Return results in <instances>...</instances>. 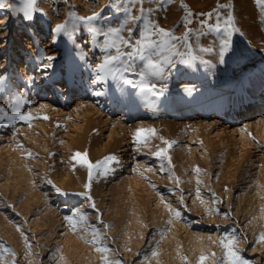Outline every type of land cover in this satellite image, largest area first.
I'll return each mask as SVG.
<instances>
[{
    "label": "rangeland",
    "instance_id": "rangeland-1",
    "mask_svg": "<svg viewBox=\"0 0 264 264\" xmlns=\"http://www.w3.org/2000/svg\"><path fill=\"white\" fill-rule=\"evenodd\" d=\"M140 1L127 22L133 41L151 21L187 32L192 45L152 79L160 95L97 79L98 33L125 22L110 0H36L31 20L24 0L0 9V107L31 117L0 119V264H105V255L110 264H224L219 242L233 235L246 264H264V5ZM59 24L69 35L53 31ZM138 129L155 134L138 142ZM162 148L167 158L154 155ZM76 153L93 165L115 159L89 182ZM77 210L85 219L74 217L73 230L65 217Z\"/></svg>",
    "mask_w": 264,
    "mask_h": 264
},
{
    "label": "snow or ice",
    "instance_id": "snow-or-ice-1",
    "mask_svg": "<svg viewBox=\"0 0 264 264\" xmlns=\"http://www.w3.org/2000/svg\"><path fill=\"white\" fill-rule=\"evenodd\" d=\"M25 2V12L24 18L26 20L32 19V12L35 10L36 0H24ZM137 0H110V4L115 6L118 13L123 12L124 21L118 23L116 26L109 27L106 31H101L98 35L104 37L103 41L100 43V47L103 51V56L101 62L96 64L95 71L101 75L97 76V79L101 78H111L115 81H120L125 85H135L140 91L149 93L151 95H160L161 92L158 91L157 85L152 82V79L159 75H163V72L167 67H175L176 61L172 58L173 56H182L183 54L179 52L180 48L191 49V44L189 42V35L186 32L181 37H176L170 30L160 28L151 21L145 26V28L140 30V38L135 41L132 40L133 29L127 27V22L130 20L137 19V17L131 16L132 8L135 6ZM258 5H264V0H257ZM142 4V0H141ZM10 7L5 0H0V9ZM220 7H226V5H220ZM98 13H93L88 17H80L79 19L92 22L95 21ZM188 15H191L190 13ZM207 15H211L208 13ZM228 28L231 29L232 25L230 23L231 16L228 17ZM95 26L90 25V31H94ZM55 33L59 34L63 32L65 35H69L64 24H59L53 30ZM127 32L125 36L124 33ZM231 35V32L228 33ZM229 45V40L225 39L223 43L222 52L226 51ZM125 49H129L125 51ZM169 52L171 55L165 56L164 53ZM163 57V58H161ZM49 61L53 58L48 57ZM139 59L142 63L139 66V72L137 73L134 61ZM181 63H187V60H181ZM43 67L50 68L51 63L43 65ZM125 73H136L139 77L138 83L134 82L132 79H128ZM2 80V78H0ZM103 93L97 92L96 95H101ZM7 118L9 120H22L28 121L31 117L27 113L13 112L11 116L8 115L7 111L0 107V119ZM154 129H138L134 134L137 141L145 140L148 136L154 135ZM164 144L168 145V148L172 146L174 142L163 141ZM168 148H162L154 155L166 157ZM74 159L79 158L82 163H84L88 168V180L91 182L93 179V168L99 167L101 164L107 165L109 161L115 159L114 156H108L104 158L103 161L97 162L96 165L88 162L84 155L81 153H76L73 157ZM198 172L199 169H196ZM103 174V173H102ZM85 189L89 187V184H85ZM57 191H59L57 189ZM82 195H87V192L82 193ZM90 199V198H89ZM95 206L94 204L92 205ZM175 211V210H173ZM175 215L179 216L180 213L175 211ZM79 217L82 221L85 219L83 213L73 212L71 216L65 217L68 221L70 227L75 230V224L73 223V218ZM93 240L90 241L93 244H97L100 240V234L93 231ZM260 239L264 240V234L261 235ZM236 237L233 235L231 238L225 236L220 242L219 246L224 249L223 260L224 264H246V262L240 257L238 252L234 248ZM6 252H10L9 249H3ZM96 251L101 253H107L108 249L104 246H99ZM14 255V253H12ZM153 255H156L153 252ZM105 264H110L105 255L103 257ZM206 257L201 256L199 264H203ZM114 264H119V262H114ZM219 264V262H217Z\"/></svg>",
    "mask_w": 264,
    "mask_h": 264
},
{
    "label": "bare ground",
    "instance_id": "bare-ground-1",
    "mask_svg": "<svg viewBox=\"0 0 264 264\" xmlns=\"http://www.w3.org/2000/svg\"><path fill=\"white\" fill-rule=\"evenodd\" d=\"M140 2H141V1H140ZM214 2H215V0H214ZM214 2H213V3H214ZM196 3L198 4V7H205V6H206V3H204L203 1H199V0H197ZM217 3H218V2H217ZM143 5H144V4H143ZM184 6H185V4H184ZM186 6H187V5H186ZM189 7H190V6H189ZM137 8H138V7H137ZM109 10H110V9H109ZM113 10H115V9H113ZM109 12H110V11H109ZM97 13H98V12H97ZM99 13H100V11H99ZM102 13H104V12H102ZM6 15H7V14H3V13H2V15H0V18H5ZM38 16H39V14H38ZM140 16H141V15H140ZM152 17H153V16H152ZM39 19H41V18H39ZM186 19H187V18H186ZM214 19H215V18H214ZM236 19H237V17H236ZM40 23H41V22H40V20H39V24H40ZM186 24H187V23H186ZM143 26H144V25H143ZM187 26H188V25H187ZM201 28H202V27H201ZM244 31H246V33L249 32V31H247V30H244ZM192 38H193V36H192ZM220 40H221V38H220ZM218 41H219V40H218ZM218 41H217V42H218ZM217 45H218V44H217ZM191 46H192V45H191ZM219 46H220V45H219ZM185 50H186V48H185ZM214 55H215V54H214ZM178 57H179V56H177V58H176L177 61H179V60H178V59H179ZM212 57H213V56H212ZM176 59H175V60H176ZM219 59H220V58H219ZM176 64H177V63H176ZM75 65H76V64H75ZM69 72H70V71H69ZM214 77H215V76H214ZM64 79H65V78H64ZM56 80H57V79H56ZM66 81H67V80H66ZM52 82H53V81H52ZM59 82H60L59 80L53 82V83H52L53 88H56ZM50 84H51V83H50ZM58 86H59V85H58ZM69 88H70V87H69ZM69 88H67V90H68ZM55 91H56V89H55ZM221 96H222V95H221ZM218 97H219V96H218ZM77 99H78L77 102H81V101H83L82 98H80V97H78ZM210 100H211V99H209V101H210ZM205 101H206V99H205ZM192 105H193V104H192ZM83 106H85L84 103H83V102L80 103V104H79V107H78V109H77L76 111H77L78 113H84V114H83V119L87 121L88 118H89V116H88L87 112H83V110H81ZM142 106H143V105H142ZM178 108H179L178 106L174 107L175 110H177ZM168 111H169V112H173L172 109H171V110H168ZM259 115H260V114H258V119L261 118V115H260V116H259ZM88 123H89V122H88Z\"/></svg>",
    "mask_w": 264,
    "mask_h": 264
}]
</instances>
